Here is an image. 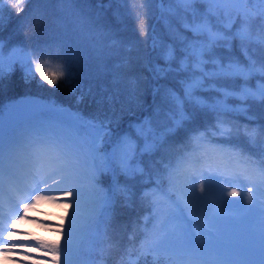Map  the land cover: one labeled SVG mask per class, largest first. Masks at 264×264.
I'll list each match as a JSON object with an SVG mask.
<instances>
[{"label":"trees","instance_id":"16d2710c","mask_svg":"<svg viewBox=\"0 0 264 264\" xmlns=\"http://www.w3.org/2000/svg\"><path fill=\"white\" fill-rule=\"evenodd\" d=\"M130 1L23 0L16 6H13L15 0H3L0 3V40L4 44L3 51L24 47L33 53L34 59L41 62L48 61L53 66L68 62L77 77L73 82L76 85L75 91L72 85H59L53 90L40 86L37 80L25 83L23 71L16 66L10 75L5 73L0 84V103L8 104L20 96L36 95L52 105L68 106L74 113L84 117L110 120L112 136L106 137V147L124 134H128L136 143L132 165L142 171L126 175L118 166L113 165L99 174L94 209L98 210L97 201L104 192L113 197L111 207L105 210L99 220L94 219L96 213L80 214L77 218L75 233L80 238L74 244L75 250L70 253L80 259L74 264H176L171 253L154 251L147 245L146 234L158 217V208L146 189L152 185L167 188L169 182L165 169L174 168L191 156L193 144L190 136L194 131H208L215 126L217 119L222 120L225 128H231L232 139L225 141L218 134L216 143L225 150L237 151L239 156L243 152L255 160L257 165L264 155V103L258 99H249L243 105L239 100L229 99V104L246 109L229 115L217 114L185 102V111L190 119L169 134L154 151H141L144 140L129 125L139 122L148 113L154 128L160 130L171 126L165 114L175 106L165 101V91L171 88L184 95L183 84L179 81L183 77L187 78L188 72L174 71L168 73L166 78H154L151 69L156 65L165 66L163 56L167 46L171 45L179 56V53L184 52L180 46L185 43L173 40L174 36L180 35L179 30L171 27L168 32L162 29V35L168 41L166 47L161 50L153 47L159 29L158 22L161 23L166 12L168 0H132L129 5ZM192 5L195 3L192 2ZM242 6L244 12L240 11ZM17 8L23 10L17 11ZM231 13L235 16V27L247 19L246 27L251 32L253 25L249 20L252 17L256 21L257 14L264 16V3L260 0H245L243 4L240 2L236 8H232ZM160 15L162 17L158 19ZM185 26L186 30H181L188 39L193 40L204 34L193 35L190 24L185 22ZM158 33L160 35V31ZM255 33L258 34V31ZM243 58L246 62L244 66H248L250 62L245 56ZM254 62L257 68L264 64V53H259ZM172 67L175 68V64ZM131 81H135L134 88ZM228 82L231 83L229 88L235 91H239L245 84L255 91L258 84H264V78L257 72L247 81L238 78L219 83ZM157 88L159 92L155 91ZM197 95L211 99L219 94L203 91ZM158 109L161 116H164L162 122H155L156 112L154 115L151 112ZM47 112L63 118L51 109ZM221 179L225 182L224 176L214 175L208 194L199 202L198 214L212 215L227 211L226 206L218 205L216 209L211 207L213 200L216 201L213 196L223 186ZM198 186L199 181L195 185L197 191ZM122 188L126 192H121ZM57 240H63L61 235Z\"/></svg>","mask_w":264,"mask_h":264},{"label":"snow or ice","instance_id":"6c2138e0","mask_svg":"<svg viewBox=\"0 0 264 264\" xmlns=\"http://www.w3.org/2000/svg\"><path fill=\"white\" fill-rule=\"evenodd\" d=\"M22 2L23 0H15L13 6ZM60 2H71V0H60ZM175 2L190 4L193 0H175ZM207 2L219 4L230 0H207ZM260 2L264 3V0ZM0 3H3V0H0ZM22 10L17 8V11ZM193 31L206 32L208 43H190L187 48L182 49L186 55L179 61L178 68L172 67L173 62L176 61V52L171 45H168L163 56L165 66L156 65L151 69L155 79L166 78L168 73L174 71L189 72V78L181 81L183 97L171 88L165 91V101H170L175 106L174 110L166 113L171 126L158 130L153 127L150 117L129 125L134 128L136 135L144 140L142 152L154 151L169 134L190 119L185 111V102L224 115L246 111L240 105L229 104V99L239 100L241 105L249 99H258L264 103V84H258L255 91L246 84L239 91H235L225 86L218 87L215 83L238 78L247 81L257 72L264 78V64L257 68L254 61H250L248 66H243L238 61L232 60L227 63H222L218 59L206 60L204 58L206 53L210 54L213 45L224 37L214 33L206 23L197 26ZM238 35L242 39L245 36L244 33ZM155 46L156 41L153 40V47ZM3 48V41L0 40V84L6 72L10 75L15 67L19 66L23 71L25 83L37 80L40 86L53 90L59 85H72V90L75 91L76 85L73 82L77 77L70 63L53 66L48 61L41 62L34 59L33 53L24 47L13 49L5 61ZM189 57L194 58L191 61V68ZM209 63L212 64L210 70L205 67ZM197 72L200 75H196ZM206 81L214 83L205 87ZM130 83L134 88L135 81ZM155 91L159 92L160 89L157 88ZM203 91H215L219 95L211 99L197 95L198 92ZM23 102L0 103V116L4 118L3 129L0 130V180L6 181L11 190L16 192L17 199L13 206L18 214L17 219L10 220L11 231L0 229V252H18L25 249V244L15 243L21 238L20 233L24 232L23 229L17 228V225L26 218L31 219L33 223L39 220L40 217H30L29 212L42 201L62 200L60 208L67 206L73 209L69 214L67 226L57 220L51 221L46 226H55L53 230L60 232L63 244L60 240L45 241L38 236L34 239L40 247L47 250L52 264H61L62 254L63 264H70L69 253L74 247V233L82 207L81 179L86 177L91 189L95 191L99 174L105 168L116 165L126 175L142 171L132 165L136 155V143L128 134H124L106 147V137L112 136L110 120L87 118L63 107H54V109L69 117L65 121L73 127L87 129L90 134L83 139L74 140L69 135L49 133L17 111ZM223 123L217 119L219 137L230 141L232 130L230 127H223ZM212 135L215 137L216 133L213 132ZM240 156L243 164L257 166V174L246 175L247 168L239 172L238 175L243 176L251 186L246 187L243 196L241 191L233 187L227 195L239 199L228 202L227 211H219L212 215L197 212L200 207L199 202L208 194L214 174L219 169L210 154L204 152L199 156H188L181 165L165 169L169 184L180 194L173 201L168 214L155 218L151 230L146 234L147 245L151 250L171 253L175 257L176 264H264V155L261 156L258 165L243 152H240ZM22 159L25 161L23 169L20 166ZM53 177H59V180ZM181 179L184 181L182 185L178 183ZM25 180L30 182L28 195L31 196V202H24L25 198H21L22 193L28 190L27 187L22 186ZM197 180L198 191L192 187ZM49 181L52 184L63 183L71 190H65L61 196H44V190H53ZM32 192L36 194L32 196ZM121 192H126V189L122 188ZM112 198L107 192L100 196L97 201L99 208L94 219L99 220L104 216L105 210L111 207ZM20 209L23 210L22 214H19ZM28 235L24 233L25 237Z\"/></svg>","mask_w":264,"mask_h":264},{"label":"rangeland","instance_id":"374dc122","mask_svg":"<svg viewBox=\"0 0 264 264\" xmlns=\"http://www.w3.org/2000/svg\"><path fill=\"white\" fill-rule=\"evenodd\" d=\"M244 1L245 0H230V2L227 3L210 4L207 2L203 3L201 0H194L193 2L195 3V5H192V3L174 4L175 0H168L166 12L163 14V17L161 15L158 16V19L162 17V20L161 23L158 22L159 29L157 30V35L155 38V47L160 50L166 47L168 41L166 39V36L162 35V32H168L169 30H171V27H173L172 29L179 30L178 33L180 36L173 37V40L176 42L184 41L187 46L190 43H208V35L206 32H204L203 35H199L192 40L188 39L187 36L184 37L183 34L185 33L181 30V28L186 30L185 22L190 24L192 28L191 30L197 28V26L199 25L206 23L207 26L210 27L214 33H218L222 37H224V39L217 41L216 44L213 45L212 52L210 54L206 53L204 57L206 60L211 61L214 59H218L222 63H227L229 60H239V63L243 66L246 63L244 61L245 59L243 58V56H245L249 62L254 61V59L259 53H264L262 52V50L264 49V16L261 14H257L258 16L255 15L256 21L252 17L250 18V24L253 25L250 29L251 32H249L246 27L248 21L247 19H243L237 25V27H235V16L231 13V9L236 8L240 2L243 4ZM130 3H132V0L128 2L129 5ZM195 7L197 8L195 9ZM240 11H245L243 9V6L241 7ZM174 25H176V27ZM159 31L160 35L158 33ZM256 31H258V34L255 33ZM238 33H244V38L242 39L241 36L238 35ZM171 44L173 43L171 42ZM185 44L180 46V50L187 47ZM236 50L237 52H235ZM11 52L12 48L7 51H3L5 61H7V58ZM185 55V52L179 53V56L176 54V61H174L173 63L175 64V68L179 67V61L183 59ZM188 59L190 61L191 68V61L194 58L189 57ZM205 67L206 69L210 70L212 68V64L209 63ZM196 75H200V73L197 72ZM188 78L189 72L188 77H183L182 79H180L179 82L181 83V81L186 80ZM217 82L219 83L220 81ZM212 83L214 82L206 81L205 87H209ZM218 83H216V85H224L228 88L231 84L229 82L224 84ZM178 94L183 97L182 94ZM186 109L187 106L185 105V110ZM172 110H174V108H171V110L169 111ZM47 111L48 110H44L35 113L28 119L31 120L32 123L41 127L42 129L48 130L49 133L55 132L60 135H69L74 140L83 139L90 134L87 129L73 127L70 123L65 121L67 118H60ZM151 112H153V115L154 112H156L157 116L155 117V122H162L164 116H161V113L157 114V111L153 110ZM145 116L148 117V113L145 114ZM165 116L168 118L166 114ZM216 125L217 120L215 126L211 127L208 130L209 132L204 129L197 130L194 131L190 136L193 144L191 156H199L204 152H207L214 158V163L219 166L218 172H216L214 175H222L225 177V182L221 179L223 181V186L218 189L217 193L213 196L214 199H216V201L213 200V203L211 205L213 209H216L218 205H220L221 207H228V202L236 201L239 199L237 197H230L227 195V193L230 192L233 187H236L238 191H241L243 196L246 187L251 186L250 184H248L247 180H245L243 176L238 175L239 172L247 168L246 175L255 176L258 170L256 165L243 164L241 162L242 158L239 156L237 151L233 149L225 150L222 145L215 142V138L219 134V129ZM223 127H226L225 123H223ZM213 132L216 133L215 137L212 135ZM184 161L185 159L179 162L175 167L181 165ZM24 164L25 161L22 159L20 162L21 169H23ZM134 164L138 163L135 162ZM133 167L137 168V166ZM53 179L59 180V177H53ZM197 182L198 180L196 181V183ZM178 183L182 185L184 183L183 179L178 181ZM49 184L53 190H44V196H61L65 190H71L68 189L63 183L52 184L51 181H49ZM80 184L83 189L82 207L80 214L88 213L93 215L96 213L94 209V200L97 190L94 191L91 189L89 181L86 177L81 179ZM29 185L30 182L27 180H25L22 185L28 188V190L24 191L21 196V198H25L24 202H31V196L28 195V191H30ZM195 185H192V187H195ZM146 191L149 193L150 198L153 200L156 207L158 208V217H163L168 214V211L172 206L173 201L180 194L170 184L167 186L166 189L159 188L156 185H152L151 187L146 189ZM35 194V192H32L31 195L34 196ZM16 199V192H13L11 190L6 181L0 180V229H6L7 231L12 230L10 228V220L18 218L16 209L13 206ZM61 203H63L62 200L52 202L44 200L40 204H38L36 208L31 209L29 212V216L33 218L40 217V219L33 223L31 219L26 218L17 225V228L23 229L24 232L20 233L21 238L16 240L15 243L25 244L26 248L18 252H0V264H52V259L47 254V250L45 248L40 247L39 243L34 239V237H41L45 241H53L58 239V236H60L61 234L60 232L53 230L55 226L48 227L46 225L53 220H57L60 223H64L65 226L67 225V215L70 214L73 209H69L67 208V206H65L64 208H60L59 205ZM22 211L23 210L20 209L19 214H22ZM24 233H28L29 235L25 237ZM79 238L80 236L74 233V244H76ZM64 239H66V237H64ZM61 241L63 244V240ZM8 243H13V241H8ZM72 250L75 249L73 248ZM69 255L70 264H74V262L76 263L80 259L79 257L71 255V253H69ZM14 257L17 258L14 259ZM63 259L64 257L62 254L61 264H63Z\"/></svg>","mask_w":264,"mask_h":264},{"label":"water","instance_id":"95a60500","mask_svg":"<svg viewBox=\"0 0 264 264\" xmlns=\"http://www.w3.org/2000/svg\"><path fill=\"white\" fill-rule=\"evenodd\" d=\"M200 33H202V32H194V31H192L193 35H198ZM20 101H24V102H23L22 105H20V107L18 108L17 111L20 112V113H23L28 118L31 115H33L34 113H37L39 111L52 109L55 112H57L58 114H60L61 116L69 119V117H67L64 114H62L59 110L54 109V107H56V108L63 107V108H66V109H70L68 106L51 105L48 101H46L45 99H43V98H41L39 96H36V95L20 96V97H18L16 99L12 100L11 103L19 104ZM3 126H4V118H3V116H0V130L3 129ZM7 129H8V123H7V120H6L5 121V131H7Z\"/></svg>","mask_w":264,"mask_h":264}]
</instances>
